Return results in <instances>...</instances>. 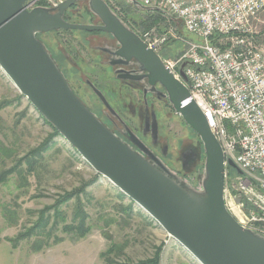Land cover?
Returning a JSON list of instances; mask_svg holds the SVG:
<instances>
[{
	"label": "rangeland",
	"instance_id": "rangeland-1",
	"mask_svg": "<svg viewBox=\"0 0 264 264\" xmlns=\"http://www.w3.org/2000/svg\"><path fill=\"white\" fill-rule=\"evenodd\" d=\"M80 3L78 15L72 9L70 12L87 22L88 0ZM122 11L128 19L134 15L144 20L138 28L154 19L151 25L170 24L166 16L154 10L137 15ZM175 26L180 30L179 22ZM251 26L256 40L264 42V11ZM105 35L82 30H51L43 38L70 86L90 110L101 115L106 108L87 86V80L107 98H112L109 102L124 123L134 126L131 113L124 110L122 102L117 105L114 98V93L121 90L119 84L100 65L97 54L101 53L87 43L90 39L94 44L95 39ZM162 101L164 104L155 105L160 124L158 136L168 145L167 152L175 161L169 169L192 188L201 190V142L168 98ZM52 132L51 124L0 69V239L8 241L15 250V264H136L152 258L157 248H160V264H199L136 203L95 172L60 134L50 139ZM47 138L50 139L47 149L39 155L33 153ZM190 146L198 149L200 161L196 159L197 162L186 166L178 157ZM70 192H76L75 196L61 200ZM78 203L85 210L90 226L89 232L80 238L63 228L73 222ZM40 216L41 221H46V226L40 223L44 229H37L30 237H17ZM55 238L61 240L54 242ZM38 241L39 249L35 245Z\"/></svg>",
	"mask_w": 264,
	"mask_h": 264
},
{
	"label": "water",
	"instance_id": "water-1",
	"mask_svg": "<svg viewBox=\"0 0 264 264\" xmlns=\"http://www.w3.org/2000/svg\"><path fill=\"white\" fill-rule=\"evenodd\" d=\"M26 1L0 0V69L36 111L95 172L136 203L199 264H264V236L239 224L225 205L221 146L202 111L190 99L187 86L165 68L160 56L147 48L103 0H88V10L99 18L100 24L65 20V10L74 0L30 10L25 8ZM127 1L142 9L160 10L142 6L137 0ZM51 30L109 33L119 43L116 55L141 64L148 73L149 84L158 83L163 88L170 105L201 142V190L183 182L169 168L149 161L142 155L144 144L138 142L136 135L134 141L141 152L87 107L37 37V33ZM181 75L185 80L182 70ZM87 82L98 99L110 107L102 91ZM156 128L155 125L154 139L158 135ZM228 165L236 168L230 159Z\"/></svg>",
	"mask_w": 264,
	"mask_h": 264
},
{
	"label": "built area",
	"instance_id": "built-area-1",
	"mask_svg": "<svg viewBox=\"0 0 264 264\" xmlns=\"http://www.w3.org/2000/svg\"><path fill=\"white\" fill-rule=\"evenodd\" d=\"M58 2L27 0L25 8ZM137 2L159 8L152 10L170 20L162 27H136V34L187 86L219 142L227 209L239 224L264 236V42L256 40L251 26L264 11V0Z\"/></svg>",
	"mask_w": 264,
	"mask_h": 264
},
{
	"label": "flooded vegetation",
	"instance_id": "flooded-vegetation-1",
	"mask_svg": "<svg viewBox=\"0 0 264 264\" xmlns=\"http://www.w3.org/2000/svg\"><path fill=\"white\" fill-rule=\"evenodd\" d=\"M103 1L106 2L110 9L135 33V28L139 26L140 21L143 23L144 20L134 16L133 14V16L128 19L129 17L125 15L122 9H125L127 12H135L136 15L143 12L153 11L150 9H142L139 5L134 6L127 0ZM80 2L81 0H74V3L65 10L64 19L73 23L100 24L99 18L89 12L86 8L85 10L90 16L87 22L72 16L74 13L70 12L71 9L76 13V15H78L77 13L81 12L80 7L82 5ZM78 3L80 4L77 5ZM42 6L45 7L43 4H39L34 7ZM52 12H55V10ZM48 32L37 33V37L42 40L46 46L47 43L43 37ZM84 32L95 35L101 33V31ZM105 34L106 35L101 39H95L96 42H94V44L92 41L90 42V39H88L87 43L91 47L95 48L98 53H101L99 55L97 54L100 65L104 67V69H106L111 75H113V81L119 84L118 88H121V90L114 93V98L116 99L117 105L122 102V104L125 106L124 110H126L128 114L129 112L131 113L135 124L132 123L134 126H128L127 123H124L123 118L109 102V100L112 98H107L103 91L102 93L104 94L110 107H106L102 103L106 109H103V113L97 116L117 135L129 143L134 150L141 152L134 141V135H136L140 140H138V142H142L144 144V146L141 147V153L149 161L155 163L158 165V167L171 168L175 164V161L171 160V156H169V152H167L168 145L163 143L158 135L155 139L153 138V127L156 125V131L159 132L160 130V124L158 122L156 113L157 108L155 105L164 104L162 101L165 97L164 90L158 83H156L154 86L149 84L147 77L148 73L145 69H142L141 64L137 60H126L123 57L121 58L120 56L116 55V51L119 48V43L109 33ZM170 52L172 53V51ZM87 81L86 84L90 88ZM196 150L198 149L193 147L191 148V146L188 147L186 152L182 151L178 157L179 161L182 160L183 164L186 166L194 164L196 159H199L198 156H200Z\"/></svg>",
	"mask_w": 264,
	"mask_h": 264
},
{
	"label": "trees",
	"instance_id": "trees-1",
	"mask_svg": "<svg viewBox=\"0 0 264 264\" xmlns=\"http://www.w3.org/2000/svg\"><path fill=\"white\" fill-rule=\"evenodd\" d=\"M153 21H155V19ZM153 21L145 22V27H149L153 23ZM64 31H66V30H64ZM51 127L53 129V132L50 135L51 136L50 139H52V137H54L56 135H59V132L52 125H51ZM50 139L48 140V138H47L42 144H40L39 148H37L35 151H33V153H35L36 155H39L41 153V151H44L45 149H47V146H49ZM200 159L202 162L204 159V155ZM200 159H199V161H200ZM1 176L2 175H0V180H1ZM75 194H76V192L67 193L61 200L65 201V200L69 199L71 196H75ZM55 208L56 207H54V212H55ZM75 210H76V212L74 213V216H73V222L63 226V228L66 227L69 231L68 233L73 232V233H75L76 237H78V238L84 237L90 230V226L87 225V222H86L87 214H86L85 210L80 206V203L77 204V207ZM41 218H43V217L40 216L39 220L36 223H34V225H32L29 229H27L24 234H21L17 237H30L31 235H33L36 232L37 229H44L45 227H43L42 226L43 224L41 225L40 223L43 222L46 226V221H41L40 220ZM60 240H61L60 238H55L54 242H58ZM35 245H36V248H38V249L41 247V244L39 243V241L36 242ZM159 254H160V248H157L155 250L154 256L152 258L139 261L136 264H160L159 263V260H160Z\"/></svg>",
	"mask_w": 264,
	"mask_h": 264
},
{
	"label": "crops",
	"instance_id": "crops-1",
	"mask_svg": "<svg viewBox=\"0 0 264 264\" xmlns=\"http://www.w3.org/2000/svg\"><path fill=\"white\" fill-rule=\"evenodd\" d=\"M15 250L8 241L0 239V264H15Z\"/></svg>",
	"mask_w": 264,
	"mask_h": 264
}]
</instances>
